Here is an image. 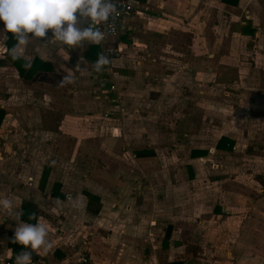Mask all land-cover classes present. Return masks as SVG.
Segmentation results:
<instances>
[{"label":"crops","instance_id":"crops-1","mask_svg":"<svg viewBox=\"0 0 264 264\" xmlns=\"http://www.w3.org/2000/svg\"><path fill=\"white\" fill-rule=\"evenodd\" d=\"M136 3L130 15L122 20L121 28L117 32L119 33L116 43L117 52L114 58L111 57V60L118 61L117 65H112L110 62L99 72L94 69L90 61H86L83 57L84 50L90 44H98L102 56L108 57L99 42L84 41L73 49L50 39L51 30H49L47 38L36 39L29 36L26 37L27 42L21 44L12 33L4 30L3 21H0V91H2L0 92V110H2L0 199L6 198L12 202L10 210L0 209V258L11 256L7 245L8 233H14L17 222L13 219L19 215L23 203L29 204L39 212L33 224L39 222L46 225L47 239L51 244L46 252L40 249L37 250L40 254L33 253L32 263L34 264H225L227 262L225 256L233 258L231 250L222 252L221 256L218 254L219 248L223 245H220L218 249L214 248V215L220 216L224 211L228 212L220 207V204L214 205V192L209 193L204 200H196L194 190H190V196H188L183 194L185 190L179 193L170 188L171 182H168L170 169L165 160L166 155L163 151L158 152L168 145L166 144L167 128L163 129V134L157 132L152 134L148 131L140 134L137 125H129L124 119L163 114L161 109L165 102L171 99V96L165 93L166 87L171 86L177 89L178 85L185 84L187 72L195 74L194 81L197 83L196 79L199 78L197 75L201 74L203 68V59L198 53L203 51L205 15L210 17L215 11L217 18L220 16L223 18L222 16L225 15L228 17L229 47L225 46L222 51L225 58L231 56L233 61H239L240 54L245 52L256 54V50L249 46L248 40H254L251 38L258 35L260 37L262 35L260 32L264 33V0H237L235 5L225 4L220 0H136ZM219 10H222L224 14L219 15ZM238 18H243L245 25L254 29L252 35L242 34L240 30L235 29L237 21H240V19L237 20ZM255 21H259V25L256 26ZM78 26L88 27L85 18L78 21ZM173 33L177 34V39H172ZM186 36L194 40L192 49L181 45L184 43L181 38L185 40ZM125 37H128L130 41H126ZM220 38L221 35H214L215 41H219ZM243 40L244 42H241ZM174 43L180 44L175 46ZM13 48L19 53V59L12 58ZM243 48L253 50L245 51ZM186 49H189L190 54ZM191 54L192 56L188 57ZM250 59L253 60L254 57L250 56ZM43 62L47 63L49 71L43 70ZM28 63L33 66L31 72H27L28 68L25 67ZM77 63L80 65V71L72 74V69ZM245 63V61L241 62L238 68H243ZM231 65L235 67V63ZM171 69L174 71H170ZM237 72L239 81H245L239 75L241 71ZM61 74H71L74 79L76 78V82L90 87L92 84L98 89L95 96H85V92L77 95L75 85L71 83L68 85L73 88L62 89V92L74 93L78 96L77 104L75 100L67 103L69 109L78 105L77 109L82 111H78L82 117L85 112L80 106V101L84 99L87 101L83 103L87 105L95 101L100 102L101 106L105 104V109L107 107L114 109L116 112L112 115L116 117L115 121L118 123L115 124L116 127L114 126L115 134L104 136L98 144L95 141L59 140L57 146L59 151L56 157L38 165L37 159L21 158L23 149H19L17 156L11 155L9 150V147H12L11 141L19 137V143L24 145L28 138L20 133L21 127L24 126L12 122V119L16 118L7 103L15 95L25 97L28 96L27 91L34 90V96L44 105L38 108L41 111L24 105L26 110L22 108V111L29 117H33L30 121L26 119L27 122L29 121L27 129L38 131V128L43 126L41 124L52 121L56 116L60 117V125L63 127L67 125V117H70L69 109L64 111L58 106L59 103L64 102L59 96L61 85L58 76ZM114 75L115 78H113ZM248 75L250 77L243 78H253L252 83L254 81L261 83L259 78ZM113 79H115L114 90L116 91L114 97L108 88L110 80ZM40 83L47 85L45 92L44 90L37 92L41 89ZM54 83L58 84L53 85ZM141 84L149 86L147 92L153 95L149 100L156 102L151 108L150 105H146L150 110L147 107L140 108L139 102H136L140 98H136L139 94L136 93L138 89L135 88ZM82 88L81 90L85 91V87ZM93 89L91 88L92 91ZM91 97L93 100L90 99ZM39 112L44 113L43 121L40 118L35 119ZM125 130L128 131L127 134ZM156 133L159 134L157 138H155ZM220 136L234 140L226 134H219L216 140ZM184 137H186L185 134ZM235 143H237L236 140H234ZM91 145L95 148H91ZM107 145H114L115 149L120 148V152H116V160L114 159L116 168L110 167L111 161L107 162ZM126 148L130 151L132 159L125 158ZM141 148L149 150L151 155L134 156L133 151ZM92 149H97L98 158L90 156ZM191 149L204 150L200 147ZM190 150H188L190 162H186L185 168L189 174L187 176L191 178L189 166L192 167L191 161L201 159L205 154L192 157ZM132 164L142 172V176L146 177L149 183L151 178L161 181L160 187L153 190L149 196L150 205L144 206L146 210H142L148 212L150 216V222L146 228L150 231L160 230V238L156 239L158 241H155L156 243L154 241L151 244L140 243V236L135 235L134 232L137 225L133 221L142 208L140 191L135 192L136 189L127 191L123 188L124 179H126L124 174L136 172L135 168L131 167ZM112 169L120 171L122 175L118 172L116 177L110 176ZM181 180L178 186H181L183 181L186 184L192 179L186 177ZM140 183L141 181L139 183L135 181L133 185L137 184L138 187ZM212 185H214V178ZM86 194L97 198L98 206L95 201L88 200ZM181 198H185L188 204L171 205L172 201L177 203ZM170 215L174 217V221L171 223L169 239L164 244L161 241L164 238L163 229L166 224L161 226L159 222L169 218ZM184 216L191 219L186 220V223H190L192 230L186 239L182 238L184 222L181 219ZM108 221L109 225L117 227V231L112 232L105 226ZM218 227H223L221 222ZM225 233L222 232V234ZM187 245L189 248L193 245L196 248L195 252H188ZM149 247H152L151 250L147 249ZM22 251H24L23 245Z\"/></svg>","mask_w":264,"mask_h":264},{"label":"rangeland","instance_id":"rangeland-1","mask_svg":"<svg viewBox=\"0 0 264 264\" xmlns=\"http://www.w3.org/2000/svg\"><path fill=\"white\" fill-rule=\"evenodd\" d=\"M218 13L219 15L224 14L222 10H219ZM222 17L217 18L215 11L210 17L205 15L202 37L203 51L198 53L203 59V68L201 74L197 75L199 77L196 79L197 83L194 81L195 74L187 72L185 84L178 85L177 89L171 86L169 88L166 87L165 93L166 95H170L171 99L166 101L163 109H161V112H164L163 114L153 117L147 116L145 118L125 117L124 120L129 125H137L140 134L146 131L152 134L154 132L163 134V129L167 128L166 137L168 139L166 140V144L168 145H166L164 150L160 149L158 152L163 151L166 155L165 160L170 169V179L168 181L171 182L170 188L179 191V193L185 190L183 194L188 196H190V190H194L196 200H204L209 193L214 192V205L220 204V207L226 209V211L228 210L227 213L224 211L221 214L222 216L214 215V248L218 249L220 245H223L219 248L218 254L221 256L222 252L231 250L233 255L232 259L225 256V261H227L225 264H264V33L260 32L262 34L260 37L258 35L251 38L254 40H248L249 46L256 50V54L248 52L240 54L239 61H233L231 56L225 58L222 55V51H224L225 46L229 47V38L227 36L228 17L227 15ZM241 21L244 23L245 20L241 18L240 21H237L236 30H240L245 25ZM255 24L256 26L257 24L259 25V21H255ZM214 35H221L220 40L215 41ZM118 36L119 33H116L99 41L108 56V64L111 62L112 65H117L118 63V61L111 60V57L114 58V54L117 52L116 43L119 39ZM177 38V34L173 33L172 39ZM183 39L182 37L181 41H184V43H181V45L192 49L194 46L192 37L186 36L185 40ZM125 40L130 41L128 37H125ZM241 42H244V40ZM178 44L180 43H174L175 46ZM252 48L250 50L247 48L243 49L245 51H252ZM186 50L188 51L189 49ZM187 53L190 54L189 51ZM191 56L192 54L188 55V57ZM250 56L254 57V59L251 60ZM243 61L246 62L243 65L244 67L238 68ZM231 63H235V67ZM74 68L72 69V74L77 73ZM238 70L241 71L239 74L241 79L245 81H239ZM170 71L173 72L174 69ZM248 74L259 78L261 83H257V81L252 83L253 78H243L250 77ZM65 75L61 74V76H58L60 81ZM113 78H115V75ZM114 82L115 79L110 80V86H108L110 92H112V96L116 94ZM228 82H231V84H228ZM40 84L39 88L41 89H38L37 92L39 90H44L45 92L47 85ZM55 84L58 83H54L53 85ZM68 84L60 86L61 93H59V96L64 102L59 103L58 106L63 110L69 109L67 102L70 103L71 100H75L77 104V95L81 92H85V96H95L98 92V89L94 85L91 84L90 87L76 82L75 78L72 84L75 85L74 89L77 95L74 93L64 94L65 92L63 93L62 89L66 90L68 87L70 88ZM82 87H85V91L81 90L83 89ZM91 88H94L93 91ZM148 88L149 86L142 84L137 85L135 88L138 89L136 93L139 95H136V98H140V100L136 102H139L140 108H146V105H150L149 107L151 108L156 103L149 100L153 95L147 92ZM27 93L28 96L25 97L15 95L7 103L12 114L14 113L15 115L14 118H16L15 120L12 119V122H17V124L24 126L21 127L20 133L28 137L24 145L19 143V137L11 141L12 147L8 149L13 156H17L19 149H23L24 152L21 154V158L27 160L29 158L33 160L37 159L38 165L42 162L51 161L52 158L56 157L55 155L59 151L57 147L59 140L95 141L98 144V141H102L104 136L115 134L116 130L114 126L116 127L115 124L118 123H116V117L112 114L116 111L109 109V107L105 109L106 105L102 104L101 106L100 102L92 101L90 105H87L83 103V101H87L85 99H81L82 101H80V106L84 109L83 112H85L84 117L79 115L78 111L81 110L77 109L78 105L71 107L68 112V116L70 117H67L68 123L65 127L60 125V117L56 116L53 117L52 121L41 124L43 126H40L38 131L27 129L29 126L28 122L33 117H29L26 112L22 111V108L26 110L24 105L33 107L36 110H40L38 108L44 106L34 96V90L31 92L27 91ZM90 99L93 100V97ZM112 107L114 106L112 105ZM128 108L130 109V107ZM39 118L43 121L45 119L44 113L39 112L35 119L39 120ZM26 119H29V121L27 122ZM127 133L128 131H126ZM157 133L155 134V138L159 136ZM184 134L186 137H184ZM219 134H226L237 141L231 151H220L214 148V143ZM90 147L95 148L93 145ZM175 147L181 148L175 149ZM192 147H200L206 151V154L201 159L191 161L192 167L191 165L189 166L192 176L190 178L187 176L189 174H187L188 171L185 166L186 162H190L188 150ZM127 148L124 150L125 158L132 159L130 151ZM103 150L105 151V149ZM92 151L89 153L92 154L90 156L98 158L97 149H92ZM106 151L108 155L107 162L111 161L112 163H109L110 167L116 168L114 165L117 156L116 152H120V148L115 149L114 145H107ZM131 167L135 168L133 164ZM134 170L136 172L124 174L126 179H124L123 188L127 189V191L135 189V192L137 190L140 191L142 208L134 218L133 222L137 225L134 232L135 235L140 236V243L148 242L151 244L157 238H160L161 233L159 229L150 231L149 228H146V225L150 222V216L148 212L142 210H146L143 208L144 206L150 205V201H148L150 200L149 196L153 190H157L158 186L160 187L161 181L151 178L149 183L147 178L142 176L141 171L136 168ZM110 171V176L112 177H116L118 172L122 175L118 170L112 169ZM186 177L192 179L191 182L187 181L184 184L183 181L182 185L178 186L179 181L182 182L181 179H185ZM213 178L214 185H212ZM135 181L136 183L141 181L138 187L137 184L133 185ZM184 203L188 204V201L185 198H181L177 203L172 201V204H170L182 205ZM181 220L184 222L182 238L186 239L192 232L191 225L190 223H186V220L191 219H187L184 216ZM233 220L235 221L233 222ZM173 221L174 217L170 215L169 218L160 220L159 224L162 226V224H171ZM220 222L224 228L218 227ZM217 224L218 226H216ZM105 226L112 230V232L117 231V227L112 224L109 225V221ZM223 231L226 233L222 234ZM190 246V248L189 245L186 246L189 249L188 252L194 253L196 248L193 245ZM151 248L147 249L151 250Z\"/></svg>","mask_w":264,"mask_h":264},{"label":"clouds","instance_id":"clouds-1","mask_svg":"<svg viewBox=\"0 0 264 264\" xmlns=\"http://www.w3.org/2000/svg\"><path fill=\"white\" fill-rule=\"evenodd\" d=\"M115 12L112 0H0V21L4 30L12 33L19 43H26V37L47 38L51 30V38L71 48L84 41L99 42L103 34L93 27H79L81 18L90 19L93 23L105 22ZM13 59H19L16 49L11 50ZM109 60L101 56L93 65L99 72ZM30 68L31 64L25 65ZM75 71H80L77 63ZM74 77L66 74L59 82L61 86L72 83ZM54 163V162H53ZM12 208L9 199H0V209L8 211ZM34 217H30L32 219ZM17 226L14 231V242L24 246V251L15 257V264H32V256L45 252L51 247L48 229L43 223H28L14 217Z\"/></svg>","mask_w":264,"mask_h":264},{"label":"trees","instance_id":"trees-1","mask_svg":"<svg viewBox=\"0 0 264 264\" xmlns=\"http://www.w3.org/2000/svg\"><path fill=\"white\" fill-rule=\"evenodd\" d=\"M132 1H136V0H132ZM140 1H142V0H140ZM220 1L225 3V4L235 5L237 0H220ZM240 31L242 32V34L252 35L254 33V29L250 28L248 25L242 26ZM101 56H102V52H101L98 44L88 45L87 48L83 52L84 59L86 61H90L93 65ZM42 66H43L44 71L50 70V68L48 67L46 62H43ZM16 69L18 72H20L17 67H16ZM32 69H33V66L28 68L27 72H31ZM1 115H2V110H0V119H1ZM233 146H234V140L227 138L226 136H220L216 140L214 148L216 150H220V151H231ZM133 154L136 157H145V156H150L151 152L145 148H141L138 150H134ZM204 154H206L205 150H199V149H197V150L191 149L190 150V156H192V157L200 156V155H204ZM86 196H87L88 200L95 201V203L98 206V199L97 198L93 197L90 194H86ZM37 215H39V212L34 207H32L26 203L21 204L20 213H19V219L20 220L26 221L28 223H34ZM30 217H34V218L30 219ZM161 242L165 244L167 242V240L163 238ZM7 245L11 251V256L9 257V259H15V257L22 252V245L14 242V233H8Z\"/></svg>","mask_w":264,"mask_h":264},{"label":"built area","instance_id":"built-area-1","mask_svg":"<svg viewBox=\"0 0 264 264\" xmlns=\"http://www.w3.org/2000/svg\"><path fill=\"white\" fill-rule=\"evenodd\" d=\"M112 3L115 6V12L109 16L107 21L93 23L85 18L87 26L97 28L103 34V38L115 35L121 28L122 20L128 17L133 7L137 5L136 1L132 0H112ZM0 264H15V259L0 258Z\"/></svg>","mask_w":264,"mask_h":264},{"label":"water","instance_id":"water-1","mask_svg":"<svg viewBox=\"0 0 264 264\" xmlns=\"http://www.w3.org/2000/svg\"><path fill=\"white\" fill-rule=\"evenodd\" d=\"M171 229H172V225L166 224V226L164 228V234H163L164 239H166V240L169 239Z\"/></svg>","mask_w":264,"mask_h":264}]
</instances>
